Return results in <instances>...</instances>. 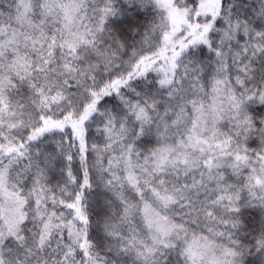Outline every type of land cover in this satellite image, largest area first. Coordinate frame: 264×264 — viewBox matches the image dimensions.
Wrapping results in <instances>:
<instances>
[{
  "label": "snow or ice",
  "instance_id": "snow-or-ice-1",
  "mask_svg": "<svg viewBox=\"0 0 264 264\" xmlns=\"http://www.w3.org/2000/svg\"><path fill=\"white\" fill-rule=\"evenodd\" d=\"M0 264H264V0H0Z\"/></svg>",
  "mask_w": 264,
  "mask_h": 264
}]
</instances>
